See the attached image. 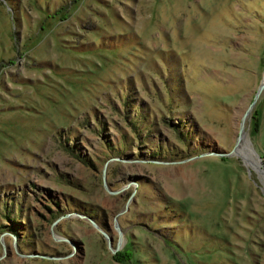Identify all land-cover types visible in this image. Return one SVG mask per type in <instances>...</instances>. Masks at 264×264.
<instances>
[{"label": "rangeland", "instance_id": "1", "mask_svg": "<svg viewBox=\"0 0 264 264\" xmlns=\"http://www.w3.org/2000/svg\"><path fill=\"white\" fill-rule=\"evenodd\" d=\"M263 80L264 0H0V264H264Z\"/></svg>", "mask_w": 264, "mask_h": 264}, {"label": "bare ground", "instance_id": "2", "mask_svg": "<svg viewBox=\"0 0 264 264\" xmlns=\"http://www.w3.org/2000/svg\"><path fill=\"white\" fill-rule=\"evenodd\" d=\"M240 126H242V128H243V118H242ZM248 145H249V143H248L247 139H245V137H241L239 139V144H237L236 153H238L239 155H242L244 157V160L246 162H248L251 166H253L255 168V170L258 171L259 175L262 176L261 178H262V182L264 184V173L261 171L260 166H259L255 156L252 154ZM120 239H121V236H120Z\"/></svg>", "mask_w": 264, "mask_h": 264}, {"label": "water", "instance_id": "3", "mask_svg": "<svg viewBox=\"0 0 264 264\" xmlns=\"http://www.w3.org/2000/svg\"><path fill=\"white\" fill-rule=\"evenodd\" d=\"M263 86H264V80L260 82V84H259L258 87H257V90H255L251 102L249 103V105H247V107H246V109H245V111H244V115H246L247 112L249 111L251 105L253 104L254 99L257 97L259 91L262 89ZM241 131H242V126H239V132H241ZM231 152H232V151L230 150V151H228L227 153H223V154H225V156H226V155L231 154ZM103 183H104V181H103ZM115 227H116V231H117V233H118V236H120L121 232H120V230H119L120 228H119V226H118L117 223H115ZM98 231H100V233H101V234L107 239V241H108V245H110V243H111V239L109 238V236L107 235V233L104 232V231H102V230L99 229V228H98ZM118 244H119V240H118V242L116 243L115 248H110V249H112V250L114 251V250L118 247Z\"/></svg>", "mask_w": 264, "mask_h": 264}]
</instances>
